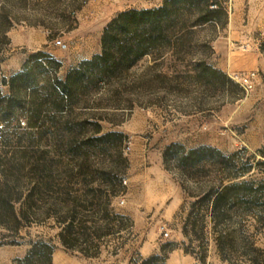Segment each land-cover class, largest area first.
I'll return each mask as SVG.
<instances>
[{
    "label": "rangeland",
    "instance_id": "1",
    "mask_svg": "<svg viewBox=\"0 0 264 264\" xmlns=\"http://www.w3.org/2000/svg\"><path fill=\"white\" fill-rule=\"evenodd\" d=\"M163 2L0 0V94L32 54L62 79L100 52L118 12ZM195 4L173 50L84 84L65 111L45 101L33 126L24 111L0 117V179L25 215L0 264L35 241L53 246V264H264V0ZM44 84L37 74L19 96L39 103ZM208 147L219 160L179 161ZM241 181L239 198L212 213L203 196Z\"/></svg>",
    "mask_w": 264,
    "mask_h": 264
},
{
    "label": "trees",
    "instance_id": "2",
    "mask_svg": "<svg viewBox=\"0 0 264 264\" xmlns=\"http://www.w3.org/2000/svg\"><path fill=\"white\" fill-rule=\"evenodd\" d=\"M187 6L195 7L197 4L195 0H164L155 8H128L118 12L102 31L100 52L69 69L62 79L49 71L48 67L53 62L51 57L41 51L32 54L24 71L9 80V93L3 96L0 94L1 119H8L16 112L24 111L28 114L29 124L33 126L40 120L45 101L51 103L55 110L65 111L69 109L78 91L85 88L84 84L93 86L110 78L143 56L153 54L161 46L173 50L180 39L179 33L175 31L176 22ZM213 12L205 11L198 17L199 21L211 20ZM56 65L60 66V63L56 62ZM37 74L44 75L43 89L47 97L39 103L35 98L25 102L19 93L30 88ZM206 156L217 160L219 153L210 147L193 149L181 156L179 161L182 165H193L205 160ZM245 184V181L222 184L218 190L206 193L203 201H210L212 213H215L220 205L228 204L233 195L238 199ZM12 190L6 180L0 179V246L9 242L6 240L9 236L18 233L20 222L25 218V215L16 211ZM52 253V245L35 241L26 255L16 259L14 264H53Z\"/></svg>",
    "mask_w": 264,
    "mask_h": 264
},
{
    "label": "built area",
    "instance_id": "3",
    "mask_svg": "<svg viewBox=\"0 0 264 264\" xmlns=\"http://www.w3.org/2000/svg\"><path fill=\"white\" fill-rule=\"evenodd\" d=\"M55 44H57V45H59L60 47H62V48H65V44L64 43H62L60 40H56L55 41ZM244 81L246 82V80L244 79ZM2 127V125L0 124V128ZM164 235H168V233L167 232H165L164 233Z\"/></svg>",
    "mask_w": 264,
    "mask_h": 264
},
{
    "label": "crops",
    "instance_id": "4",
    "mask_svg": "<svg viewBox=\"0 0 264 264\" xmlns=\"http://www.w3.org/2000/svg\"><path fill=\"white\" fill-rule=\"evenodd\" d=\"M95 53H96V52H94V53H92V54H95ZM86 59H88V57H86V56H85V57H80L78 62H80V61H82V60H86Z\"/></svg>",
    "mask_w": 264,
    "mask_h": 264
}]
</instances>
